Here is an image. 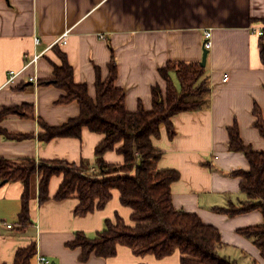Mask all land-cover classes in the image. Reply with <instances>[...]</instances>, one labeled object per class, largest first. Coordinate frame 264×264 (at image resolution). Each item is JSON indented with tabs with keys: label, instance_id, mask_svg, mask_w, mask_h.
<instances>
[{
	"label": "crops",
	"instance_id": "1",
	"mask_svg": "<svg viewBox=\"0 0 264 264\" xmlns=\"http://www.w3.org/2000/svg\"><path fill=\"white\" fill-rule=\"evenodd\" d=\"M263 22L264 0H0V111L27 107L35 117L9 115L1 120V130L28 138L0 135V159L13 163L33 159L40 164L64 161L90 170L96 165L94 150L103 139L99 134L83 128L80 138L38 140L42 132L38 120L60 127L79 116L77 102L57 104L62 90L40 85L53 79V65L61 63L54 49L65 54L74 82L86 85L91 99L97 71L106 79L113 56L118 70L115 85L124 91L125 109L132 114L139 105L151 110L153 87L165 94L166 83L159 72L167 63H201L203 37L210 31L207 104L200 111L173 117V138L164 129L152 140L161 153L157 169L178 173L179 180L171 185L174 208L197 215L219 231L222 257L236 264H264L258 248L237 234L241 228L262 223V214L255 210L229 217L213 211L246 200L239 192L240 179L231 173L249 171V164L241 153L228 151L227 129L238 125L244 143L264 151L253 116L257 105L264 119V64L257 35L264 30ZM66 32L67 44L62 45L57 41ZM35 55H40L37 65H29ZM104 159L123 163L116 152H107ZM62 178L50 180V199L38 205L39 177H33L30 223L25 226L17 221L23 185L0 183V264H13L16 253L31 244L49 264L180 263L177 253L163 260L137 258L126 247H118L116 256L108 260L92 256L86 263L78 262L80 249L65 246L75 233L93 238L108 219L115 222L119 217L130 224L131 212L120 205L114 191L103 210L75 217V198L53 200Z\"/></svg>",
	"mask_w": 264,
	"mask_h": 264
},
{
	"label": "trees",
	"instance_id": "2",
	"mask_svg": "<svg viewBox=\"0 0 264 264\" xmlns=\"http://www.w3.org/2000/svg\"><path fill=\"white\" fill-rule=\"evenodd\" d=\"M259 50L264 64V30L259 39ZM54 54L61 63L59 67L53 65V79L40 82V85L48 84L62 90L64 95L57 104L77 102L79 116L60 127H49L38 120L42 131L38 140L46 143L54 139L80 138L83 128L101 135L103 139L94 150L96 165L91 170L64 161L40 164L33 159L17 163L0 159V183L20 182L23 185L18 224L25 226L30 223L29 190L33 177H39L38 205H43L50 199V180L63 176L53 200L63 202L75 198L78 202L75 217L103 210L114 191L119 194L120 205L131 212L130 224L119 217H115V222L108 219L93 238L82 232L75 233L74 240L65 246L71 250L80 249L78 262L86 263L92 256L108 260L116 256L118 247H126L137 258L150 256L163 260L177 253L179 264H236L220 255L223 244L216 228L205 225L197 215L174 208L171 185L179 180V175L171 170L157 169L161 153L152 143L164 129L170 139L174 137L173 117L200 111L207 104L210 82L206 68L200 67V63H167L159 72L161 80L166 83L165 94L158 86L153 87L151 110L147 112L139 105L131 114L125 109L124 91L115 85L118 70L113 56L106 79L102 80L97 71L95 98L91 99L87 86L74 82V71L65 54L59 49H54ZM9 115L35 118L27 107L3 108L0 122ZM253 116L254 126L264 139V119L257 105L253 108ZM0 135L12 140L28 138L12 136L1 129ZM227 135L228 151L241 153L249 164V171L231 173L232 177L240 179L239 192L246 200L239 205L230 204L226 209L213 211L229 217L259 211L263 222L241 228L237 234L253 243L264 260V151H255L246 145L236 124L227 129ZM107 152H116L123 158V163L106 162L104 156ZM35 254L33 244L22 248L16 253L13 264H32Z\"/></svg>",
	"mask_w": 264,
	"mask_h": 264
},
{
	"label": "built area",
	"instance_id": "3",
	"mask_svg": "<svg viewBox=\"0 0 264 264\" xmlns=\"http://www.w3.org/2000/svg\"><path fill=\"white\" fill-rule=\"evenodd\" d=\"M67 35H68L67 32L64 33L58 39L57 42H60L62 45H66L67 44V42H66L67 41ZM257 35L259 37H261L262 30H259ZM210 37H211V32L210 31H206V33L204 34V37H203L204 38L203 48H204L205 51L209 50L211 48L212 43H211V38ZM33 43H35V45H39L40 42H39L38 39H34ZM39 58H40V55L33 56L32 60H30L28 64L29 65H37V62H38ZM10 76L13 77V73L10 74ZM35 80H36V78L32 79V81H35ZM223 80L224 81L227 80V76H224ZM8 227H10V226H8ZM35 261H36V264H49V261L44 256H42V255H40L38 253L35 256Z\"/></svg>",
	"mask_w": 264,
	"mask_h": 264
},
{
	"label": "water",
	"instance_id": "4",
	"mask_svg": "<svg viewBox=\"0 0 264 264\" xmlns=\"http://www.w3.org/2000/svg\"><path fill=\"white\" fill-rule=\"evenodd\" d=\"M207 51H204L203 57H202V61L200 63V67L205 68V63H206V58H207Z\"/></svg>",
	"mask_w": 264,
	"mask_h": 264
},
{
	"label": "rangeland",
	"instance_id": "5",
	"mask_svg": "<svg viewBox=\"0 0 264 264\" xmlns=\"http://www.w3.org/2000/svg\"><path fill=\"white\" fill-rule=\"evenodd\" d=\"M221 255V254H220ZM222 256V255H221Z\"/></svg>",
	"mask_w": 264,
	"mask_h": 264
}]
</instances>
